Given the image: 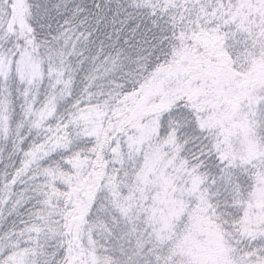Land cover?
I'll use <instances>...</instances> for the list:
<instances>
[{
	"label": "snow or ice",
	"instance_id": "6c2138e0",
	"mask_svg": "<svg viewBox=\"0 0 264 264\" xmlns=\"http://www.w3.org/2000/svg\"><path fill=\"white\" fill-rule=\"evenodd\" d=\"M0 264H264V0H0Z\"/></svg>",
	"mask_w": 264,
	"mask_h": 264
}]
</instances>
